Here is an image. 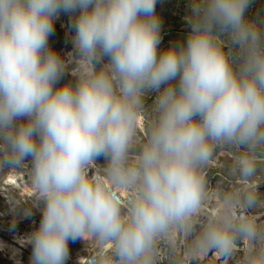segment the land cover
I'll return each instance as SVG.
<instances>
[{
	"label": "clouds",
	"instance_id": "1",
	"mask_svg": "<svg viewBox=\"0 0 264 264\" xmlns=\"http://www.w3.org/2000/svg\"><path fill=\"white\" fill-rule=\"evenodd\" d=\"M252 2L192 0L186 38L161 50L157 0H0V176L27 171L43 204L31 264H65L76 239L97 249L88 264H157L163 237L190 233L217 146L243 149L237 168L256 173L264 18L247 16ZM61 13L73 20L67 61L49 45ZM236 234L264 240L226 217L192 247L227 255ZM248 264H264V247Z\"/></svg>",
	"mask_w": 264,
	"mask_h": 264
},
{
	"label": "rangeland",
	"instance_id": "2",
	"mask_svg": "<svg viewBox=\"0 0 264 264\" xmlns=\"http://www.w3.org/2000/svg\"><path fill=\"white\" fill-rule=\"evenodd\" d=\"M192 0H157L156 13L161 20L160 49L186 38L189 25L186 19L190 15ZM250 19L264 18V0H253L247 11ZM72 17L61 13L54 23V32L49 37L51 48L60 53L67 61L69 53H73ZM226 42L227 38L221 36ZM74 67L69 63V70ZM66 79H71L68 76ZM151 100L146 102L150 104ZM140 125V137L146 135V123L150 122L151 112ZM241 149L238 146L223 144L215 148L210 161L201 169L204 180L203 195L197 211L190 221V233H185L182 227H177L168 236L163 237L158 245L157 264H183L185 253L197 257L192 243L195 238L211 223L221 222L230 217L234 225L252 221L258 230L264 233V147L255 152L257 163L256 173L245 178L240 173L236 163ZM103 158L97 160L98 165H104ZM93 173L99 175L94 169ZM35 189L30 183L27 171H19L0 176V264H31L32 245L28 237L39 227L42 219L43 204L34 200ZM254 196L249 203L248 197ZM121 202L131 198L128 192H119ZM30 213V214H28ZM220 214V215H219ZM257 251L264 247V240H257L250 245L239 234L233 249L225 255L213 249L207 254L212 264H248L252 247ZM69 257L65 264H88L89 259L97 252L91 241L83 239L70 240L68 243ZM174 258L173 260H171Z\"/></svg>",
	"mask_w": 264,
	"mask_h": 264
},
{
	"label": "built area",
	"instance_id": "3",
	"mask_svg": "<svg viewBox=\"0 0 264 264\" xmlns=\"http://www.w3.org/2000/svg\"><path fill=\"white\" fill-rule=\"evenodd\" d=\"M171 256V260H173ZM183 264H212V261L208 258H203L200 256V254H197L196 256H191L189 253H185L183 256Z\"/></svg>",
	"mask_w": 264,
	"mask_h": 264
},
{
	"label": "bare ground",
	"instance_id": "4",
	"mask_svg": "<svg viewBox=\"0 0 264 264\" xmlns=\"http://www.w3.org/2000/svg\"><path fill=\"white\" fill-rule=\"evenodd\" d=\"M220 215V214H219ZM215 222V221H214Z\"/></svg>",
	"mask_w": 264,
	"mask_h": 264
}]
</instances>
